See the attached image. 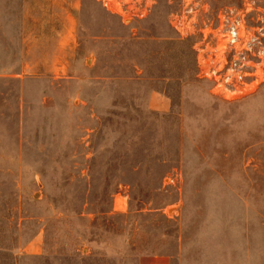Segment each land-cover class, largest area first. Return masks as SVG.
Listing matches in <instances>:
<instances>
[{
    "label": "rangeland",
    "instance_id": "obj_1",
    "mask_svg": "<svg viewBox=\"0 0 264 264\" xmlns=\"http://www.w3.org/2000/svg\"><path fill=\"white\" fill-rule=\"evenodd\" d=\"M241 6L0 0V264H264V83L215 95L170 23Z\"/></svg>",
    "mask_w": 264,
    "mask_h": 264
},
{
    "label": "built area",
    "instance_id": "obj_2",
    "mask_svg": "<svg viewBox=\"0 0 264 264\" xmlns=\"http://www.w3.org/2000/svg\"><path fill=\"white\" fill-rule=\"evenodd\" d=\"M108 12L143 18L156 0H96ZM190 8L172 15L170 23L182 38H196L198 76L225 100H238L264 83V1L242 0V6L220 9Z\"/></svg>",
    "mask_w": 264,
    "mask_h": 264
},
{
    "label": "crops",
    "instance_id": "obj_3",
    "mask_svg": "<svg viewBox=\"0 0 264 264\" xmlns=\"http://www.w3.org/2000/svg\"><path fill=\"white\" fill-rule=\"evenodd\" d=\"M170 108H171V106L168 103H166V102H164L161 105H159V104H156V105L154 104L153 105V109L155 111L162 112V113L168 112L170 110Z\"/></svg>",
    "mask_w": 264,
    "mask_h": 264
}]
</instances>
